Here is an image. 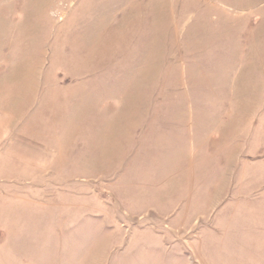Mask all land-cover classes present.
<instances>
[{
	"label": "rangeland",
	"instance_id": "rangeland-1",
	"mask_svg": "<svg viewBox=\"0 0 264 264\" xmlns=\"http://www.w3.org/2000/svg\"><path fill=\"white\" fill-rule=\"evenodd\" d=\"M241 104L264 115V0H0V264L17 243L19 264H148L162 238L199 264L187 246L209 220L184 214L187 192L172 219L131 202L150 168L130 126L193 140L194 116Z\"/></svg>",
	"mask_w": 264,
	"mask_h": 264
},
{
	"label": "crops",
	"instance_id": "crops-1",
	"mask_svg": "<svg viewBox=\"0 0 264 264\" xmlns=\"http://www.w3.org/2000/svg\"><path fill=\"white\" fill-rule=\"evenodd\" d=\"M244 105L250 106L248 99ZM251 105L258 106L256 99ZM240 106L234 117L227 113L209 115L204 126L199 124L204 119L194 116L193 121L198 123L193 127L194 141L185 138L182 131H174L172 134L178 136L175 138L168 135L171 127L181 125L187 119L184 116L180 117L181 120H166L168 122L162 129L169 138L156 135L148 140L145 137L155 123L148 115L130 126L131 134L134 130L136 136L131 135L129 144L138 146L130 158L137 163L147 161L150 168V171L147 168L144 179L136 180L138 190L134 194L130 190L131 202L135 198L139 209L151 211L152 218L172 219L174 205L183 199L180 194L187 192V206L182 210L186 211L184 214L190 213L192 206L195 208L193 221L206 213L209 220V225L198 230L191 245L187 246L199 264H264V115L258 113L260 115L252 119L248 115V107ZM168 123H172L171 127ZM201 132L209 134L202 145L210 155L207 160L203 158V163L191 147L198 146ZM146 141L153 143L147 151L143 148ZM163 145L165 149H159ZM166 149L169 152L164 153ZM171 185L175 187L171 189ZM177 219L174 220L185 223L183 218L177 216ZM18 232L16 228V234ZM161 240L160 252L155 257L151 253L148 264H185L186 245ZM23 253L18 243L16 247L13 245L11 261L19 264Z\"/></svg>",
	"mask_w": 264,
	"mask_h": 264
}]
</instances>
